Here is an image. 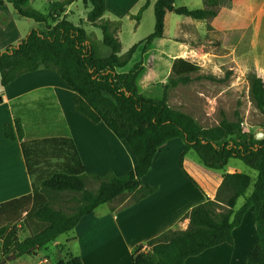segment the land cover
<instances>
[{
  "label": "trees",
  "instance_id": "trees-1",
  "mask_svg": "<svg viewBox=\"0 0 264 264\" xmlns=\"http://www.w3.org/2000/svg\"><path fill=\"white\" fill-rule=\"evenodd\" d=\"M5 1L19 15L43 26L31 28L16 44L0 50V84L7 85L21 74L39 68L54 70L73 90L74 108L94 122H104L118 138L125 140L136 161L120 175L111 170L104 174L86 172L67 128L32 136L24 130L21 116L4 121L1 134L20 141L32 190L0 202L2 256L11 252L16 256L34 255L74 228L83 215L98 205L126 193H132V200L152 193L155 186L143 183L142 177L159 148L180 138L184 143L179 157L181 167L185 151L192 149L207 167L224 168L229 158L236 157L256 170V176L252 179L242 171L223 172L214 197H206L185 212L186 226H172L137 244L132 250V263L183 264L188 256L222 242L232 243L233 228L251 207L257 242L245 264H264V137L256 138L244 130L237 111L235 120L227 119L221 111L218 123L205 127L168 104L169 89L189 82L190 73L200 68L197 63L175 57L158 97L147 96L139 89L140 60L126 68L136 51L142 57L154 46L155 39L163 36L166 11L211 19L219 6L229 0H202L203 6L198 8L175 6L174 0H154L153 30L123 54L119 53V20L103 18L106 0H82L88 8L85 21L101 29V43L111 49L105 56L96 50L82 20L74 23L67 18V6L75 0H48L44 11L32 7L30 0ZM149 3L150 0H144L133 17L139 19ZM246 78L250 99L264 113V79L253 71L247 72ZM90 180L97 183L94 189L86 185ZM63 193H70L73 200L69 210L54 205ZM240 196L243 201L236 206ZM20 221L28 232L23 238L18 236ZM59 248L63 253L52 264H84L64 244Z\"/></svg>",
  "mask_w": 264,
  "mask_h": 264
},
{
  "label": "crops",
  "instance_id": "crops-1",
  "mask_svg": "<svg viewBox=\"0 0 264 264\" xmlns=\"http://www.w3.org/2000/svg\"><path fill=\"white\" fill-rule=\"evenodd\" d=\"M151 2L154 0L148 5ZM187 2L190 1L179 5L203 6L202 0L199 3L193 0L194 5ZM7 3L0 0V13L5 11ZM174 5L179 6L175 0ZM187 17L166 11L163 36L157 41L169 39L178 49L166 55L152 47L142 57L156 51L153 60L167 61L166 77L173 59L180 56L199 66L208 64L215 72L227 68L235 72L252 70L264 79V0H229L219 6L211 19ZM2 18L0 26L4 29L7 19ZM168 20H172L174 31L167 37ZM158 81L162 83L164 78ZM50 114L58 117L62 127L52 128ZM16 115L21 116L24 130L32 136L25 128L27 119L42 125L45 133L67 128L86 172L104 174L111 170L120 175L135 164V156L125 140L118 138L104 122H94L77 111L73 105V90L54 70L39 68L21 74L7 85L0 84V202L32 190L20 141L6 139L1 134V124ZM183 148L180 138L171 139L159 148L150 169L142 177L143 183L155 186L152 193L138 200H132V193H126L98 205L79 219L70 234L66 232L64 240L58 236L44 251L34 254L41 255L36 262L15 255L1 264H52L55 257L63 253L59 250L60 244L78 255L84 264H133L131 254L137 244L172 226L185 227L188 222V218L183 217L185 212L206 197H214L221 174L239 171L234 162L227 166L230 158L224 168L207 167L198 155L189 154L191 149L185 151L181 167L179 157ZM256 242L250 207L239 225L233 228L232 243L209 247L188 256L183 264H245ZM3 258L0 240V262ZM15 259L18 260L15 262Z\"/></svg>",
  "mask_w": 264,
  "mask_h": 264
},
{
  "label": "rangeland",
  "instance_id": "rangeland-1",
  "mask_svg": "<svg viewBox=\"0 0 264 264\" xmlns=\"http://www.w3.org/2000/svg\"><path fill=\"white\" fill-rule=\"evenodd\" d=\"M153 1V0H152ZM187 2L188 5H194L193 0H175L177 5ZM199 3V0H197ZM48 0H30L29 4L39 10L44 11ZM143 0H107V8L103 18L119 20V29L117 36L119 38L121 49L120 54H123L134 43L147 36L154 28V12L153 2L143 9L140 13L139 19L133 17L142 5ZM3 13L7 19V24L4 29L0 26V50L4 49L9 44H16L19 39H22L27 32L34 27H40L41 22H37L32 18L19 15L10 3H7V8ZM3 13H0V19ZM86 9L82 0H75L68 6L67 18L74 23H79L82 20V26L85 28L90 40L94 44L96 50L101 55H108L111 49L101 43L102 31L99 27L92 26L85 21ZM3 17V18H5ZM2 18V19H3ZM188 19H191L187 17ZM174 31V24L172 20H168L166 27L167 37ZM155 39L153 49L163 51L166 55L169 52L177 50V45L170 42L169 39L157 41ZM156 51H152L150 55L141 57L140 53L136 51L132 59L129 61L126 68L132 65L135 61H141L140 77L138 86L140 91L147 95L158 97L162 94V83L158 80H166L167 61L163 58L153 60ZM157 53V52H156ZM210 65H200L197 71L191 72V80L187 83H179L177 86L169 89L167 102L175 109L182 110L194 119H196L202 126L208 127L218 123L221 119V111L229 120H235V111L238 112L242 119L243 129L258 136L264 135V113L261 112L250 99L248 93V80L246 74L249 71L235 72L234 69L227 68L221 71H213ZM254 72V71H253ZM256 73V72H255ZM50 125L52 128L61 126L60 121L56 115L50 114ZM25 128L31 131L33 135H42L45 129L42 125H35L31 119L25 122ZM189 154L197 156L194 150H190ZM234 162L239 171L250 174L252 178L256 176V170L243 163L240 159L230 158L227 166ZM87 187L94 189L97 183L94 180L87 182ZM248 190H251V185ZM243 197L237 199L236 206L242 203ZM73 200L70 198V193H63L54 202V205L63 207L69 210ZM18 236L23 238L27 234V229L22 222H18ZM71 231L67 232L70 234ZM67 233L59 235L60 240H64ZM42 249V251H44ZM20 259L38 261L41 255L23 254ZM18 259H15V262ZM14 261V260H13ZM42 264H48L43 262Z\"/></svg>",
  "mask_w": 264,
  "mask_h": 264
},
{
  "label": "water",
  "instance_id": "water-1",
  "mask_svg": "<svg viewBox=\"0 0 264 264\" xmlns=\"http://www.w3.org/2000/svg\"><path fill=\"white\" fill-rule=\"evenodd\" d=\"M254 137H256V138H262L261 136H258V135H256V134L254 135ZM263 137H264V135H263ZM13 257H15V254H14V253L7 254V255L5 256V258H3V259L1 260L0 264L3 263L6 259L13 258Z\"/></svg>",
  "mask_w": 264,
  "mask_h": 264
}]
</instances>
